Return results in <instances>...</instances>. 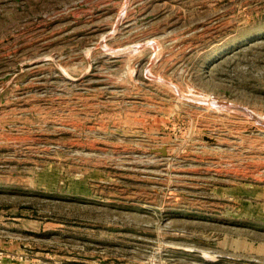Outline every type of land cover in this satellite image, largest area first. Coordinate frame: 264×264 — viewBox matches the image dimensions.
Segmentation results:
<instances>
[{"label":"rangeland","instance_id":"1","mask_svg":"<svg viewBox=\"0 0 264 264\" xmlns=\"http://www.w3.org/2000/svg\"><path fill=\"white\" fill-rule=\"evenodd\" d=\"M0 264H264V0H0Z\"/></svg>","mask_w":264,"mask_h":264},{"label":"water","instance_id":"2","mask_svg":"<svg viewBox=\"0 0 264 264\" xmlns=\"http://www.w3.org/2000/svg\"><path fill=\"white\" fill-rule=\"evenodd\" d=\"M160 152H161L162 155H166V150H165V148L160 149Z\"/></svg>","mask_w":264,"mask_h":264}]
</instances>
